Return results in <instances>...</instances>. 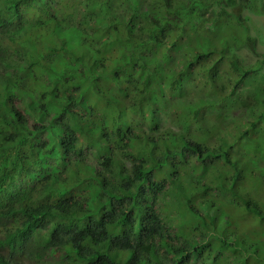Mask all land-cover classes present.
Returning a JSON list of instances; mask_svg holds the SVG:
<instances>
[{
    "label": "clouds",
    "instance_id": "9594fccd",
    "mask_svg": "<svg viewBox=\"0 0 264 264\" xmlns=\"http://www.w3.org/2000/svg\"><path fill=\"white\" fill-rule=\"evenodd\" d=\"M0 264H264V0H0Z\"/></svg>",
    "mask_w": 264,
    "mask_h": 264
}]
</instances>
